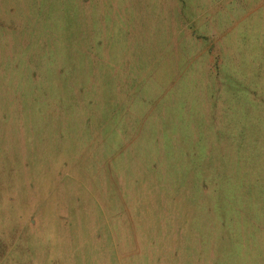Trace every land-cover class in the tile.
Masks as SVG:
<instances>
[{
    "label": "rangeland",
    "instance_id": "374dc122",
    "mask_svg": "<svg viewBox=\"0 0 264 264\" xmlns=\"http://www.w3.org/2000/svg\"><path fill=\"white\" fill-rule=\"evenodd\" d=\"M0 264H264V0H0Z\"/></svg>",
    "mask_w": 264,
    "mask_h": 264
}]
</instances>
